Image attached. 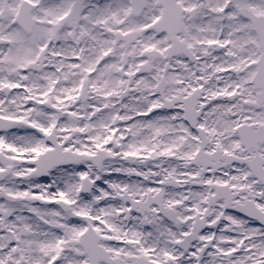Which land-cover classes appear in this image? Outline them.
Instances as JSON below:
<instances>
[{
  "label": "snow or ice",
  "instance_id": "1",
  "mask_svg": "<svg viewBox=\"0 0 264 264\" xmlns=\"http://www.w3.org/2000/svg\"><path fill=\"white\" fill-rule=\"evenodd\" d=\"M0 264H264V0H0Z\"/></svg>",
  "mask_w": 264,
  "mask_h": 264
}]
</instances>
